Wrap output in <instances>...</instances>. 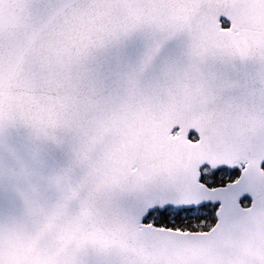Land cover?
I'll return each instance as SVG.
<instances>
[{
  "label": "snow or ice",
  "instance_id": "1",
  "mask_svg": "<svg viewBox=\"0 0 264 264\" xmlns=\"http://www.w3.org/2000/svg\"><path fill=\"white\" fill-rule=\"evenodd\" d=\"M0 264H264V0H0Z\"/></svg>",
  "mask_w": 264,
  "mask_h": 264
}]
</instances>
